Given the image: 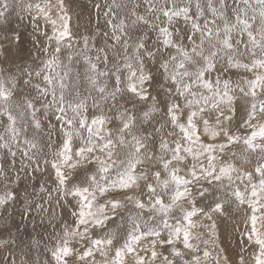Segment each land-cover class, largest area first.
<instances>
[{
  "label": "clouds",
  "instance_id": "clouds-1",
  "mask_svg": "<svg viewBox=\"0 0 264 264\" xmlns=\"http://www.w3.org/2000/svg\"><path fill=\"white\" fill-rule=\"evenodd\" d=\"M261 241L264 0H0V264H264Z\"/></svg>",
  "mask_w": 264,
  "mask_h": 264
},
{
  "label": "snow or ice",
  "instance_id": "snow-or-ice-1",
  "mask_svg": "<svg viewBox=\"0 0 264 264\" xmlns=\"http://www.w3.org/2000/svg\"><path fill=\"white\" fill-rule=\"evenodd\" d=\"M253 222H255V217H253ZM189 224H191V217H189ZM176 234L177 237L179 238L181 235L185 236V237H190V232L188 230H182V229H176ZM261 243H264V241H261ZM191 245L189 244V247ZM153 255H155V253H153Z\"/></svg>",
  "mask_w": 264,
  "mask_h": 264
}]
</instances>
